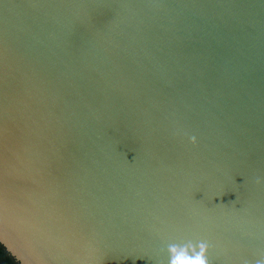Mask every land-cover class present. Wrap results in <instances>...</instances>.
I'll list each match as a JSON object with an SVG mask.
<instances>
[{"label": "water", "instance_id": "95a60500", "mask_svg": "<svg viewBox=\"0 0 264 264\" xmlns=\"http://www.w3.org/2000/svg\"><path fill=\"white\" fill-rule=\"evenodd\" d=\"M0 191V264L264 260V0H0Z\"/></svg>", "mask_w": 264, "mask_h": 264}, {"label": "clouds", "instance_id": "9594fccd", "mask_svg": "<svg viewBox=\"0 0 264 264\" xmlns=\"http://www.w3.org/2000/svg\"><path fill=\"white\" fill-rule=\"evenodd\" d=\"M189 141L195 146L197 144L196 136H190ZM257 183L260 181L257 180ZM27 223L28 221L9 203L6 194L0 191V238L10 240V231L22 232ZM10 243L16 248L14 242L10 240ZM209 249L210 245L207 241H198L195 245L189 244L185 247L169 244L170 259L168 264H210ZM190 251L191 255L189 254ZM38 264H47V261L43 256H38ZM257 264H264V260L258 261Z\"/></svg>", "mask_w": 264, "mask_h": 264}]
</instances>
